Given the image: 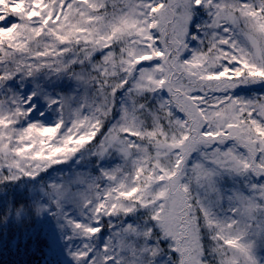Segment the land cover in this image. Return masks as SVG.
Wrapping results in <instances>:
<instances>
[{"label":"snow or ice","instance_id":"snow-or-ice-1","mask_svg":"<svg viewBox=\"0 0 264 264\" xmlns=\"http://www.w3.org/2000/svg\"><path fill=\"white\" fill-rule=\"evenodd\" d=\"M63 77L75 87L43 82ZM257 85L264 0H0V187L22 189L0 192V247L264 264V92L234 91Z\"/></svg>","mask_w":264,"mask_h":264},{"label":"trees","instance_id":"trees-1","mask_svg":"<svg viewBox=\"0 0 264 264\" xmlns=\"http://www.w3.org/2000/svg\"><path fill=\"white\" fill-rule=\"evenodd\" d=\"M43 80V78H42ZM44 83H49V91H55V92H66L69 91L71 88H74L75 85L72 81L68 80L66 77L60 78L59 81H57L55 78H48L47 80H43ZM24 90L30 91L31 90V84L25 83ZM242 90L245 93H248L249 90L246 88L239 89ZM43 104V101L40 102ZM41 111L44 113L43 116H40L38 112H35L34 110V119H41L43 122L51 123L56 118V113L51 107H42ZM116 159H110L106 160L104 162V166H112L114 163H116ZM83 166H91L94 168L95 161L94 159H88L87 165H78L76 164L75 159L72 161L67 162L66 164L57 165L53 169L48 170L46 173L42 174V179L47 180L50 176L56 175L60 172L68 173L69 171L78 168H81ZM20 184H15L12 186L7 187H0V192L7 191L9 193V196L11 194H16L17 192L21 191ZM23 191H27V184H25V187ZM17 207L26 206L25 201H18ZM47 245V238L41 237L37 239L34 244L31 246V249L27 248H20L17 249L16 247H10L8 244L7 237H5V241L2 247H0V264H45L43 256H44V249ZM60 264H71V261H64V263L61 261Z\"/></svg>","mask_w":264,"mask_h":264},{"label":"rangeland","instance_id":"rangeland-1","mask_svg":"<svg viewBox=\"0 0 264 264\" xmlns=\"http://www.w3.org/2000/svg\"><path fill=\"white\" fill-rule=\"evenodd\" d=\"M243 88H246L249 90L248 93H245L243 92L242 90H239V89H243ZM239 89L237 90H234L235 91V94L236 95H241V96H248V95H251L252 93H260V92H264V85H257V86H242L240 87ZM22 91L27 94L28 91L22 89ZM42 102V101H41ZM110 167V166H108ZM44 223L47 225L48 227V231L49 233L52 235L53 239L56 240L57 242V248L58 250H60L61 246H60V242L58 240V237L56 235V232H55V228H54V222L49 219V218H45L44 219ZM60 256L62 257V262L64 263V261H71L70 257H67L66 255H64L63 251L60 250Z\"/></svg>","mask_w":264,"mask_h":264}]
</instances>
